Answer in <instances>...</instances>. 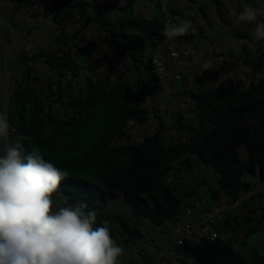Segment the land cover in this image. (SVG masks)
<instances>
[{"label":"trees","instance_id":"16d2710c","mask_svg":"<svg viewBox=\"0 0 264 264\" xmlns=\"http://www.w3.org/2000/svg\"><path fill=\"white\" fill-rule=\"evenodd\" d=\"M154 2L159 10L162 2L166 7L165 0ZM49 11L54 17L53 9ZM98 24L108 31L112 47L125 59L123 74L114 79L81 76L69 60L70 46L61 40L54 50L41 55L43 64L33 56L25 57L23 70L8 88L7 144L18 146L25 155L39 148L68 173L54 194L56 203L85 200L86 211L96 214L94 227H109L121 247H131L143 236L146 223L163 227L180 208L197 199L192 196L194 191L183 192L168 181L171 172L196 164V159L214 172L210 200H217L220 190L234 201L257 188L249 196L261 194L263 202L264 40L249 37L263 50L250 61L252 72L258 75L246 89L227 84L193 93L192 109L198 122L189 127L185 140L162 138L164 123L157 121L152 133L130 141V121L145 123L143 101L158 93L152 50L167 39L165 16L128 17L116 23L102 16ZM28 61L31 65L26 66ZM37 66L51 69L54 78L43 85ZM131 73L134 86L129 81ZM118 140L122 142L115 144ZM119 196L130 208L129 218L109 208ZM232 222L236 226L245 223L247 234L256 232L264 226V203L249 206L245 215L226 214L222 232L235 231ZM183 248L196 264H264V256L254 253L249 260L222 235L203 238L197 244L187 241Z\"/></svg>","mask_w":264,"mask_h":264},{"label":"crops","instance_id":"0c3cea01","mask_svg":"<svg viewBox=\"0 0 264 264\" xmlns=\"http://www.w3.org/2000/svg\"><path fill=\"white\" fill-rule=\"evenodd\" d=\"M47 1L55 13L52 18L35 14L25 0H0V74L5 61L19 67L20 71L23 70L22 63L27 60L25 57L33 56L43 64L41 55L54 50L62 40L61 44L70 46L69 60L77 73L114 79L123 74L126 61L112 47L113 38L108 39V31L98 24L99 17H105L108 23H116L128 17L151 19L164 14L172 24L178 23L179 19L192 22L189 33L173 39L181 48L190 50L188 55L179 57L180 79L173 78L175 70L171 68L168 92L145 97L146 122L142 125L131 122L130 137L141 138L150 126L163 121L167 129L166 138L185 140L189 127L198 122L192 109L193 93L205 87L223 88L227 84L246 89L258 75L252 72L250 61L263 49L249 41L254 25L239 22L237 17L244 6L264 7V0H165L164 11L157 8L154 0ZM65 13L69 15L65 16ZM263 18L262 14L258 17L261 21ZM160 50L155 46L153 56ZM60 55L61 51L56 56ZM29 65L31 62L28 61L26 66ZM42 68H46L45 76L50 74L53 77L51 69ZM176 101L184 105H174ZM5 143L0 140V145ZM242 207L247 209L245 204ZM242 210L245 214L246 211ZM147 224L150 233L156 236H163L170 229V226L160 227L156 233L158 227ZM125 258L120 259L119 264Z\"/></svg>","mask_w":264,"mask_h":264},{"label":"clouds","instance_id":"9594fccd","mask_svg":"<svg viewBox=\"0 0 264 264\" xmlns=\"http://www.w3.org/2000/svg\"><path fill=\"white\" fill-rule=\"evenodd\" d=\"M262 13L264 7L248 5L237 17L239 22L254 25L252 35L256 40H264V21L258 19ZM191 29L190 20L179 19L178 23L167 24L163 34L171 40L186 35ZM7 83L6 71L5 88L8 90ZM9 128L7 116L0 114V140L6 142L0 145V264H119L122 248H131L136 243L131 247H121L110 234L109 227H94L96 214L86 211L88 204L85 200L75 204H57L54 194L68 173L47 159L39 148H33L25 155L18 146L7 144ZM255 180L259 185L258 179ZM256 189L240 194L234 201L223 197L222 190L219 191L218 199L235 203L224 213L223 219L230 212L245 215L251 206L249 202L245 214L236 211L246 200L254 198L249 195H253ZM206 194L197 199L215 201ZM173 220L170 219L172 225ZM222 220L216 226V236L225 233L219 230ZM259 230L261 233L264 226L261 225ZM144 234L152 235L149 231H144ZM181 255L186 254L183 252Z\"/></svg>","mask_w":264,"mask_h":264},{"label":"built area","instance_id":"2783aa9c","mask_svg":"<svg viewBox=\"0 0 264 264\" xmlns=\"http://www.w3.org/2000/svg\"><path fill=\"white\" fill-rule=\"evenodd\" d=\"M32 12L45 18H52L49 9L50 2L47 0H25ZM162 1V0H161ZM161 11L166 9L165 3H161ZM167 24L171 20L165 17ZM161 48L160 53L153 58V71L157 79V87L161 92L168 90L171 68L175 70L173 78H179V57L190 53L189 49L181 48L173 39H166L157 45ZM192 65V62L189 63ZM2 106L6 105L5 83H6V61L3 72L0 74ZM174 105L183 106L176 102ZM173 105V106H174ZM172 105L169 106L171 109ZM235 203L225 202L222 198L215 201H207L203 198L197 199L190 206L183 207L180 214L173 220V228L163 236L144 234L131 248H122L119 260L125 258L122 264H177L176 260L184 252L185 242L198 243L201 238L216 237V226L223 219L224 213L233 207ZM145 255H143V254ZM124 256V257H123Z\"/></svg>","mask_w":264,"mask_h":264},{"label":"rangeland","instance_id":"374dc122","mask_svg":"<svg viewBox=\"0 0 264 264\" xmlns=\"http://www.w3.org/2000/svg\"><path fill=\"white\" fill-rule=\"evenodd\" d=\"M45 70L46 68H42L40 66L36 67V72L39 73L40 75H42L41 77V83L43 85H45L47 82H50L54 77H52L50 74L45 76ZM124 71L126 70V67L123 69ZM6 71H7V87L9 88V85H11L16 78H18L19 72H20V68L19 67H15V65H13V63L7 62L6 61ZM3 72V71H2ZM47 73V72H46ZM44 74V75H43ZM17 76V77H16ZM134 74H130L129 76V81L131 82V84L134 86ZM38 87V85L36 86ZM1 85H0V93H1ZM0 114H4V108L1 107L0 109ZM132 122V121H130ZM155 126V125H154ZM149 127L148 131L146 134L152 133L155 129V127ZM129 127V125H128ZM168 131H172V130H168ZM165 136H167V129L162 131V138L166 139V140H179L178 139H170V138H166ZM130 137V134H129ZM140 139V138H138ZM135 137H130V141H136L138 140ZM122 140H118L115 142V144H119L121 143ZM244 157V152L241 153ZM176 163H174L175 165ZM176 169V167L174 168ZM181 171L179 172H171L168 176V181H171L173 186H175L177 189L180 188V190H182L183 192L186 191H194L192 196H204L206 194L205 191H209L210 186L211 187H215V182L212 180L213 175L212 173H214L212 171V169L208 168L207 166L201 165V163H196L190 167L187 166H181ZM211 171L212 173H210L209 171ZM221 191V190H220ZM260 191H264V184L260 185ZM204 192V193H203ZM223 197L225 196L222 191L220 192ZM261 194H259L258 196H255L253 199L251 200H246L244 202V204L246 206H249V204L252 206H256L258 204H260L262 202L261 200ZM249 202V204H248ZM264 203V201L262 202ZM109 208L111 210H114L116 212H118L119 214H121L123 217L125 218H129L130 217V208L127 204L124 203L123 199L121 196L117 197L116 199H114L110 205ZM245 211L247 210L245 207L240 208L238 211L239 213H243V210ZM181 212V208L178 211V213ZM234 212H230L229 215H233ZM147 225V231L150 232L149 228H148V224ZM165 227H169L170 229L173 228V225L168 222L166 225H164ZM232 227L235 229V231H229V230H225L226 235L223 234V236L226 237V239L228 240V242L237 250H239L241 253H243L249 260H252L254 257V253H257L259 256L263 257L264 256V238L260 233V230L257 229L256 232L253 233H246V224L243 222H239V225L236 226V224L234 222H232ZM160 227H158V229L156 230V233L159 232ZM144 230V231H145ZM220 231H222L221 228H219ZM154 234V233H153ZM155 236V235H154ZM143 254V253H142ZM144 255V254H143ZM145 256V255H144ZM177 264H196L195 262H192L191 259L186 256V255H181L177 258L176 260Z\"/></svg>","mask_w":264,"mask_h":264},{"label":"water","instance_id":"95a60500","mask_svg":"<svg viewBox=\"0 0 264 264\" xmlns=\"http://www.w3.org/2000/svg\"><path fill=\"white\" fill-rule=\"evenodd\" d=\"M5 98H6V105L4 107V115L7 116V97H8V90L5 88Z\"/></svg>","mask_w":264,"mask_h":264}]
</instances>
